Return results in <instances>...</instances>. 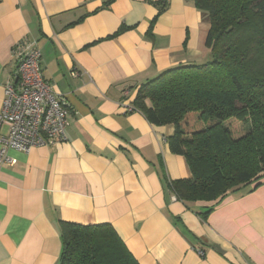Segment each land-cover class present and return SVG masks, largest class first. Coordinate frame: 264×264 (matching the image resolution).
<instances>
[{
    "label": "crops",
    "instance_id": "1",
    "mask_svg": "<svg viewBox=\"0 0 264 264\" xmlns=\"http://www.w3.org/2000/svg\"><path fill=\"white\" fill-rule=\"evenodd\" d=\"M208 27L192 0H0V108L23 40L69 107L65 140L6 150L0 264H58L60 222L110 225L138 264H264V179L215 205L172 200L168 182L191 177L173 127L129 111L144 83L208 60Z\"/></svg>",
    "mask_w": 264,
    "mask_h": 264
},
{
    "label": "trees",
    "instance_id": "2",
    "mask_svg": "<svg viewBox=\"0 0 264 264\" xmlns=\"http://www.w3.org/2000/svg\"><path fill=\"white\" fill-rule=\"evenodd\" d=\"M192 2L209 24L208 60L144 83L130 112L151 125L173 127L169 151L184 158L191 174L168 182L175 199L215 205L264 179V0ZM159 5L164 9V2ZM59 231L58 264H138L108 224L60 222Z\"/></svg>",
    "mask_w": 264,
    "mask_h": 264
},
{
    "label": "built area",
    "instance_id": "3",
    "mask_svg": "<svg viewBox=\"0 0 264 264\" xmlns=\"http://www.w3.org/2000/svg\"><path fill=\"white\" fill-rule=\"evenodd\" d=\"M14 72L3 85L4 98L0 108V164L15 163L6 157V150L27 154L35 147L65 140L69 107L40 71V51L23 40L12 49ZM130 111V109H129ZM172 200H176L172 195Z\"/></svg>",
    "mask_w": 264,
    "mask_h": 264
}]
</instances>
